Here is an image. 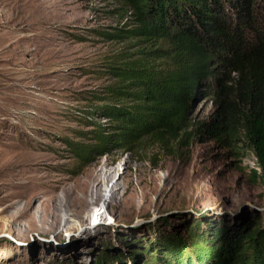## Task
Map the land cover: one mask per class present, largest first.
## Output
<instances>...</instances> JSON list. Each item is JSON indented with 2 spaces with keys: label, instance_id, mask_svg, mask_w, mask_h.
Instances as JSON below:
<instances>
[{
  "label": "rangeland",
  "instance_id": "374dc122",
  "mask_svg": "<svg viewBox=\"0 0 264 264\" xmlns=\"http://www.w3.org/2000/svg\"><path fill=\"white\" fill-rule=\"evenodd\" d=\"M126 24L114 0H0V264H159L164 247L185 241L189 230L210 238L217 229L240 232L252 221L246 234L264 224V184L248 146L231 155L214 142L144 138L75 162L67 142L90 143L75 138L90 131L80 111L103 106L111 61L134 51L108 38ZM213 109L204 96L188 130ZM94 168L117 170L121 202L106 201V193L58 223L9 228L5 206L21 211L34 197L38 207L44 196H60L54 187L72 189ZM203 212L213 216L197 217ZM94 231L92 247L77 248Z\"/></svg>",
  "mask_w": 264,
  "mask_h": 264
},
{
  "label": "trees",
  "instance_id": "16d2710c",
  "mask_svg": "<svg viewBox=\"0 0 264 264\" xmlns=\"http://www.w3.org/2000/svg\"><path fill=\"white\" fill-rule=\"evenodd\" d=\"M114 1L127 24L108 38L128 41L134 51L111 61L103 106L80 111L90 131L75 138L90 143L67 142L75 162L84 166L92 154L144 138L199 140L231 155L253 149L264 184V0ZM206 95L213 114L189 131L192 108ZM249 223L210 238L189 230L185 241L164 247L158 262L264 264V224L245 234Z\"/></svg>",
  "mask_w": 264,
  "mask_h": 264
},
{
  "label": "bare ground",
  "instance_id": "6f19581e",
  "mask_svg": "<svg viewBox=\"0 0 264 264\" xmlns=\"http://www.w3.org/2000/svg\"><path fill=\"white\" fill-rule=\"evenodd\" d=\"M116 174V169L94 168L83 181L72 189L54 187V189L59 190L60 196H44L38 207L32 206V202L37 199L33 197L25 203L21 211L16 209V203H10L1 210V213H8L9 228L12 231L20 232L24 228H31L39 224L52 225L58 223L62 215L69 211L78 213L88 209L93 204L103 202L106 193H108L106 201L121 202L125 194L117 193V184H112ZM134 200L133 197H130L127 201L133 202ZM23 217L27 218L26 224L21 222ZM97 237L98 231L88 232L84 234L82 242H77L76 246L80 250L90 249Z\"/></svg>",
  "mask_w": 264,
  "mask_h": 264
},
{
  "label": "water",
  "instance_id": "95a60500",
  "mask_svg": "<svg viewBox=\"0 0 264 264\" xmlns=\"http://www.w3.org/2000/svg\"><path fill=\"white\" fill-rule=\"evenodd\" d=\"M234 215V213H223L222 215ZM220 215V214H219ZM209 216H213V213H209V212H203V213H199L197 215V217H209Z\"/></svg>",
  "mask_w": 264,
  "mask_h": 264
}]
</instances>
